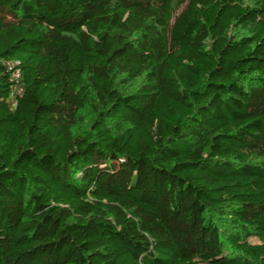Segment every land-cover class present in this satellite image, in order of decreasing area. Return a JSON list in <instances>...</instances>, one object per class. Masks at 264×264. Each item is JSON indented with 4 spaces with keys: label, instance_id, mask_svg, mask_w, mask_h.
<instances>
[{
    "label": "trees",
    "instance_id": "obj_1",
    "mask_svg": "<svg viewBox=\"0 0 264 264\" xmlns=\"http://www.w3.org/2000/svg\"><path fill=\"white\" fill-rule=\"evenodd\" d=\"M0 264H264V0H0Z\"/></svg>",
    "mask_w": 264,
    "mask_h": 264
},
{
    "label": "built area",
    "instance_id": "obj_2",
    "mask_svg": "<svg viewBox=\"0 0 264 264\" xmlns=\"http://www.w3.org/2000/svg\"><path fill=\"white\" fill-rule=\"evenodd\" d=\"M16 77L18 78L19 76H18V75H16Z\"/></svg>",
    "mask_w": 264,
    "mask_h": 264
}]
</instances>
